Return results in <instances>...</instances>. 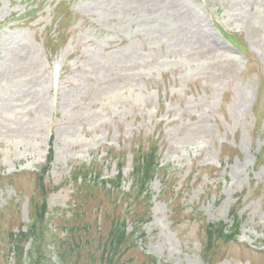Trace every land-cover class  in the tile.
<instances>
[{
	"label": "rangeland",
	"instance_id": "obj_1",
	"mask_svg": "<svg viewBox=\"0 0 264 264\" xmlns=\"http://www.w3.org/2000/svg\"><path fill=\"white\" fill-rule=\"evenodd\" d=\"M58 21L70 24L56 47ZM55 61L64 67L52 90ZM151 139L164 169L141 250L165 264H264V0H0L3 224L31 220L34 177L10 175L20 165L36 170L53 150L46 182L61 187L48 198V234L63 238L70 171L93 164L112 178L124 154L126 177L131 148ZM233 208L250 244L216 241L204 257L207 222L232 227ZM48 240L43 261L60 264ZM87 251L77 264H89Z\"/></svg>",
	"mask_w": 264,
	"mask_h": 264
},
{
	"label": "trees",
	"instance_id": "obj_2",
	"mask_svg": "<svg viewBox=\"0 0 264 264\" xmlns=\"http://www.w3.org/2000/svg\"><path fill=\"white\" fill-rule=\"evenodd\" d=\"M156 150L157 145L155 141H152L148 145V149L144 150L142 147L134 149L133 156V172L131 176L133 177V191L130 193H123L121 199L126 202L124 207L122 203L118 202L119 194L121 191L117 189L120 183V176L117 180L113 181L114 190L106 191L107 195L115 194V198L112 201V206L98 207L95 218L92 222H84L81 224L82 218L81 214L84 211L81 209L83 203L78 205L80 212L76 213L74 216V224L70 225L68 229V234L64 239H59L55 235H50V240H53L60 248L58 254L64 263L71 260L74 254L75 247L73 244V237L77 238L78 244L75 246L77 248H88L89 261L92 264H157L156 259L153 257L142 256L141 260L137 263V258L133 256H128L131 249L136 247L134 232L128 233L126 231L127 220H133L136 222L140 221L139 215L133 211L132 205L139 203L141 201H148L149 195H147L143 200L139 201L140 195L145 188V183H147L156 170ZM38 183V194L41 197L32 198L30 203V212L32 221L26 225V230L22 231L20 224L19 232L16 236L9 232L7 240L13 245L16 263L23 264L26 257L29 258L30 264H42L40 258L44 256V252L41 250L43 244L48 240L47 236V221L45 217L46 213V192L43 185V180L41 177H36V184ZM88 189H94L99 187L98 183L94 181L93 183H84ZM101 188H105L102 184ZM136 192V195L134 193ZM233 212V211H232ZM1 216V215H0ZM83 216V215H82ZM81 216V217H82ZM99 218V222L97 221ZM100 221L102 222L100 225ZM238 223H235L234 230L231 233H225L224 224L222 222H216L208 224L205 228V247L208 249L214 242L222 241L224 243L231 240L235 233L237 232L236 227ZM139 225L134 228L138 230ZM82 236L85 239H82ZM28 240H31V248L29 251L24 250V246ZM10 248V247H9ZM36 250V256L33 251ZM128 256V257H127Z\"/></svg>",
	"mask_w": 264,
	"mask_h": 264
}]
</instances>
